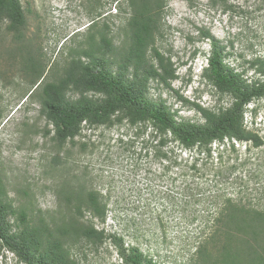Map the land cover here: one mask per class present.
Segmentation results:
<instances>
[{"label":"rangeland","instance_id":"374dc122","mask_svg":"<svg viewBox=\"0 0 264 264\" xmlns=\"http://www.w3.org/2000/svg\"><path fill=\"white\" fill-rule=\"evenodd\" d=\"M116 1L118 6L114 0H21L26 16L21 43L7 32V23L0 25V176L9 198L16 206L30 209L36 221L40 214L48 220L59 218L56 185L69 180V175L80 177L88 188L107 193L113 205L109 221H92L97 229L116 233L125 248L138 247L159 264H204L197 250L212 232L207 221L181 219L179 202L169 192L171 185L146 176L140 144L116 142L118 137L131 139L134 132L126 124L83 131L76 141L86 143L88 149L80 153L79 147L71 148L65 174L62 167L51 168L56 150L52 136H45L51 126L40 115L38 100L25 98L32 89L26 69L30 55L43 66L54 64L52 76L61 75L70 50L84 40L93 22L107 23L116 44L122 43L121 27L128 16L121 14L119 6L127 7L128 0ZM204 32L227 47L231 68L246 71L249 81L256 80L259 76L250 64L264 59V0H167L155 47L171 59L177 80L170 87L152 82L150 97L163 100L179 121L203 123L198 107L231 104L229 97L201 81L205 56L211 53ZM245 126L263 145L238 143L239 152L226 153L223 162V170L243 164L235 174L217 178L215 184L213 173L208 172L201 183L207 184L208 198L210 186L217 185L223 195L264 211V98L247 106ZM185 209L184 215H190V206ZM90 217L86 214L85 221ZM70 253L76 264H124L109 241L95 247L86 242L71 244ZM220 259L215 256L208 264H222ZM0 264L19 262L0 249Z\"/></svg>","mask_w":264,"mask_h":264},{"label":"trees","instance_id":"16d2710c","mask_svg":"<svg viewBox=\"0 0 264 264\" xmlns=\"http://www.w3.org/2000/svg\"><path fill=\"white\" fill-rule=\"evenodd\" d=\"M166 7L167 0H128L127 7L120 5L121 14L128 16L121 27L124 39L120 45L107 23L93 22L84 40L70 50L59 76H52L54 64L43 66L30 55L26 69L32 76V89L25 98L38 100L40 115L51 126L45 132L52 136L56 150L51 168L62 167L67 174L71 148L79 147L80 153L88 149L86 143L76 141L83 131L126 124L134 132L131 139L118 137L116 142L140 144L146 176L171 185L169 192L179 202L181 219L207 221L212 232L197 250L204 264L215 256L221 257L222 264H264V211L223 195L217 185L210 186L208 198L207 184L201 183L208 172L213 173L215 184L220 177L235 174L243 164L223 170V162L226 153L239 152L238 143L255 148L263 145L256 133L246 129L245 114L248 105L264 98V59L250 64L259 78L249 81L246 71L239 72L226 62L227 47L204 32L211 46L204 79L220 95L229 97L231 104L198 107L203 123L179 121L163 100L150 97L152 82L170 87L177 80L171 59L155 47ZM3 23L21 43L26 29L21 0H0ZM56 195L61 216L48 220L40 214L36 221L30 209L16 206L9 198L0 176V249L11 253L19 264H76L71 259V244L86 242L95 247L106 241L117 248L124 264H159L138 247L125 248L116 233L95 227L92 221L105 224L113 212L107 193L90 189L82 178L69 175V180L56 185ZM189 206L190 215H184ZM86 214L90 220L85 221Z\"/></svg>","mask_w":264,"mask_h":264},{"label":"clouds","instance_id":"9594fccd","mask_svg":"<svg viewBox=\"0 0 264 264\" xmlns=\"http://www.w3.org/2000/svg\"><path fill=\"white\" fill-rule=\"evenodd\" d=\"M208 66H209V57L205 56V66L202 67V69H201V75H200L201 81L206 82V80L204 79V70L207 69Z\"/></svg>","mask_w":264,"mask_h":264}]
</instances>
